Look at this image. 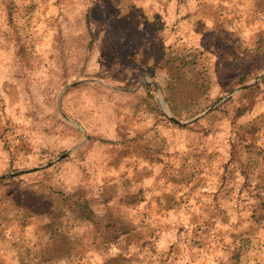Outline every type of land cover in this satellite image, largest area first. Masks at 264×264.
Wrapping results in <instances>:
<instances>
[{
  "label": "rangeland",
  "instance_id": "374dc122",
  "mask_svg": "<svg viewBox=\"0 0 264 264\" xmlns=\"http://www.w3.org/2000/svg\"><path fill=\"white\" fill-rule=\"evenodd\" d=\"M259 39L264 0H0V264H264ZM183 67L215 86L181 119Z\"/></svg>",
  "mask_w": 264,
  "mask_h": 264
},
{
  "label": "trees",
  "instance_id": "16d2710c",
  "mask_svg": "<svg viewBox=\"0 0 264 264\" xmlns=\"http://www.w3.org/2000/svg\"><path fill=\"white\" fill-rule=\"evenodd\" d=\"M264 47V42L262 39H259L258 47ZM259 51V49H258ZM187 53V52H186ZM189 57L191 59L196 57V52L194 50H190ZM187 53V54H188ZM187 54L180 55L182 58L186 57ZM194 63V62H193ZM180 69V71H179ZM190 71V73H189ZM197 72V76L194 75V72ZM170 78H166V82L164 84L165 92L167 95V100L169 105L173 111V113L178 118H185L187 115H190L196 109L197 101H199L202 97L210 94L212 89L215 86V77L214 70L208 69L206 73L201 72L199 68H175V72L172 73ZM193 97V98H192ZM194 99V100H193ZM190 111V112H189ZM57 195H51L49 193L48 200L50 203L51 212H57L56 201L58 200ZM68 198V196H66ZM65 197V198H66ZM69 207H73L75 205L78 208L82 217L87 220H91L93 218V212L89 207L87 201L79 202L78 201H68L65 200ZM53 214V213H52Z\"/></svg>",
  "mask_w": 264,
  "mask_h": 264
},
{
  "label": "crops",
  "instance_id": "0c3cea01",
  "mask_svg": "<svg viewBox=\"0 0 264 264\" xmlns=\"http://www.w3.org/2000/svg\"><path fill=\"white\" fill-rule=\"evenodd\" d=\"M19 235H21V234H19ZM53 241H55V240H53ZM48 243L49 244L40 245L39 240H37L35 243L32 242L33 250L39 251V252L47 251L45 253L35 254L32 257L33 260H35L34 264H65V258H67L68 255L67 254L63 255L62 252L65 249H70V246L68 244H66V245L54 244V243H52V241H51V243L50 242H48ZM65 246H66V248H65ZM67 246H68V248H67ZM32 248H31V252H32ZM94 256H95V253H94ZM40 257H41V259H40ZM97 258L98 257L90 258V261L95 262Z\"/></svg>",
  "mask_w": 264,
  "mask_h": 264
},
{
  "label": "water",
  "instance_id": "95a60500",
  "mask_svg": "<svg viewBox=\"0 0 264 264\" xmlns=\"http://www.w3.org/2000/svg\"><path fill=\"white\" fill-rule=\"evenodd\" d=\"M263 74H264V72H263ZM261 75H262V74H261ZM261 75H260L257 79H255L254 81H252L251 83H249V84H245V85H242L241 87L238 88V90H240V89H245V88L249 87V86L252 85L254 82H256L257 80H259V79L261 78ZM76 83H77V82H73V83L69 84V85L67 86V88L70 87V86L75 85ZM210 109H211V108H210ZM210 109H209V110H210ZM170 117H171L174 121H176V122H178V123H185V122H183V121H180V120L176 119V118L173 117V116H170ZM197 117H198V116H196V117L190 119L189 121H193V120H195ZM22 172H24V170L18 171V173H22ZM6 176H8V174H4V175L0 176V179H1V178H4V177H6Z\"/></svg>",
  "mask_w": 264,
  "mask_h": 264
}]
</instances>
